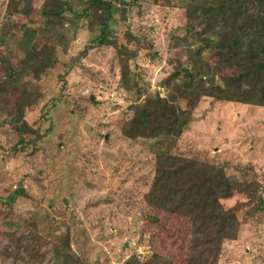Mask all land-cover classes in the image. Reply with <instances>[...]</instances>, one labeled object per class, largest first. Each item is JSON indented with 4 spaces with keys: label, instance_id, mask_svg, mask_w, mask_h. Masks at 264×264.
Listing matches in <instances>:
<instances>
[{
    "label": "rangeland",
    "instance_id": "374dc122",
    "mask_svg": "<svg viewBox=\"0 0 264 264\" xmlns=\"http://www.w3.org/2000/svg\"><path fill=\"white\" fill-rule=\"evenodd\" d=\"M31 1L26 24L43 40L50 23L41 16L44 0ZM58 1L74 9L82 5ZM113 1L126 5L119 4L124 12L116 14L108 39L136 51L129 69L143 94L164 97L161 82L186 61L181 37L187 0ZM9 2L0 0V25ZM68 19L73 23L61 21L64 29L55 26L60 36L50 37L57 62L35 82L42 97L24 111L23 120L44 136L27 142L31 134L25 131L26 141L18 143L9 118L20 85L0 103V264H64L65 253L82 264H124L155 251L181 264L186 250L176 252L170 236L145 221L144 195L156 154L225 164L237 184L245 179L251 185L254 173L264 196V108L205 98L178 140L127 139L121 126L143 96L137 99L120 86L113 44L93 45L87 22ZM127 34L136 40L127 42ZM20 35L0 47V56L14 66L23 58ZM241 199L235 193L222 203L231 207ZM64 235L68 249L58 243ZM25 244L35 246L36 261H28ZM220 258L219 264H264V220L243 224L237 240L223 243Z\"/></svg>",
    "mask_w": 264,
    "mask_h": 264
},
{
    "label": "trees",
    "instance_id": "16d2710c",
    "mask_svg": "<svg viewBox=\"0 0 264 264\" xmlns=\"http://www.w3.org/2000/svg\"><path fill=\"white\" fill-rule=\"evenodd\" d=\"M120 3L126 5L125 1ZM119 4L113 0H82L81 8L74 9L68 1L44 0L41 16L50 23L41 40L35 39L37 29L26 24L32 1L10 0L0 25V47L19 32L23 58L14 66L0 56V103L5 92L21 86L15 113L9 118L20 136L18 143L26 141L22 135L25 131L31 134L27 142L35 143L45 134L31 130L23 116L25 109L42 97L35 82L56 64L50 37L60 36L55 26L64 29L61 21L73 23L68 17L87 22L88 31L95 33L93 45L113 44L120 86L135 93L137 99L143 96L130 106L132 115L121 126V134L127 139L178 140L195 120L194 112L205 98L211 103L264 108V0H187L185 33L181 37L186 61L161 82L166 88L164 97L143 94L129 69L136 51L108 39L116 14L124 12ZM131 40L136 39L127 34V42ZM55 105L52 102L51 107ZM227 170L225 164L171 153L155 156L153 178L144 195L145 221L156 231L167 233L176 252L186 250L181 264H219L225 241L237 240L243 224L264 220L263 183L258 175L252 172L254 181L248 186L245 179L240 184L229 180ZM235 193L243 199L225 207L222 200ZM58 240L62 247L69 248L67 235ZM22 250L28 261L37 260L35 246L25 244ZM64 255V264H82L72 255ZM124 264L175 263L155 251L146 260L134 255Z\"/></svg>",
    "mask_w": 264,
    "mask_h": 264
}]
</instances>
